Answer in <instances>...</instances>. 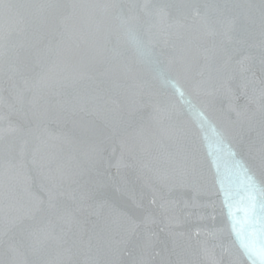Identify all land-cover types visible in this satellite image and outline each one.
I'll use <instances>...</instances> for the list:
<instances>
[{
    "label": "water",
    "instance_id": "95a60500",
    "mask_svg": "<svg viewBox=\"0 0 264 264\" xmlns=\"http://www.w3.org/2000/svg\"><path fill=\"white\" fill-rule=\"evenodd\" d=\"M261 204L264 0H0V264H261Z\"/></svg>",
    "mask_w": 264,
    "mask_h": 264
},
{
    "label": "snow or ice",
    "instance_id": "6c2138e0",
    "mask_svg": "<svg viewBox=\"0 0 264 264\" xmlns=\"http://www.w3.org/2000/svg\"><path fill=\"white\" fill-rule=\"evenodd\" d=\"M249 179L251 180V178ZM251 186L253 188L256 187L254 181L252 182ZM221 190L223 191V195H224V206L228 210L227 214L229 218L233 220V231L236 232V235L239 238L240 232L237 231L236 229V220H235L234 213H233V204L231 203V200H230V193L227 190H224L223 187ZM250 200L252 201L250 206L243 208V209H238V210H242L245 212L246 218L249 216V214H254L255 208H256L255 197L254 196L250 197ZM261 209L264 210V204H261ZM262 232H264V222H262ZM241 246L244 248L246 254H248L250 257L253 254H257L260 257L261 264H264V242L261 243L258 250L254 246H251L248 243H245L244 241H241Z\"/></svg>",
    "mask_w": 264,
    "mask_h": 264
}]
</instances>
